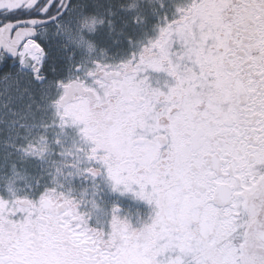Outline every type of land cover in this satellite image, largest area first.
Returning <instances> with one entry per match:
<instances>
[{
    "label": "snow or ice",
    "instance_id": "1",
    "mask_svg": "<svg viewBox=\"0 0 264 264\" xmlns=\"http://www.w3.org/2000/svg\"><path fill=\"white\" fill-rule=\"evenodd\" d=\"M0 264H264V0H0Z\"/></svg>",
    "mask_w": 264,
    "mask_h": 264
},
{
    "label": "rangeland",
    "instance_id": "2",
    "mask_svg": "<svg viewBox=\"0 0 264 264\" xmlns=\"http://www.w3.org/2000/svg\"><path fill=\"white\" fill-rule=\"evenodd\" d=\"M121 205L125 211L136 213L137 211H140L141 213H146L149 209V206H145L142 201H137L132 196H125L120 198Z\"/></svg>",
    "mask_w": 264,
    "mask_h": 264
},
{
    "label": "flooded vegetation",
    "instance_id": "3",
    "mask_svg": "<svg viewBox=\"0 0 264 264\" xmlns=\"http://www.w3.org/2000/svg\"><path fill=\"white\" fill-rule=\"evenodd\" d=\"M143 204H145V206L147 205V203L146 202H143ZM148 206V205H147ZM150 207V206H149Z\"/></svg>",
    "mask_w": 264,
    "mask_h": 264
}]
</instances>
